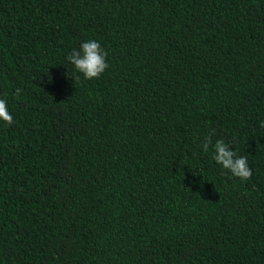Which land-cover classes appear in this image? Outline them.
Wrapping results in <instances>:
<instances>
[{
	"label": "trees",
	"instance_id": "obj_1",
	"mask_svg": "<svg viewBox=\"0 0 264 264\" xmlns=\"http://www.w3.org/2000/svg\"><path fill=\"white\" fill-rule=\"evenodd\" d=\"M0 98V264H264V0H0Z\"/></svg>",
	"mask_w": 264,
	"mask_h": 264
},
{
	"label": "clouds",
	"instance_id": "obj_2",
	"mask_svg": "<svg viewBox=\"0 0 264 264\" xmlns=\"http://www.w3.org/2000/svg\"><path fill=\"white\" fill-rule=\"evenodd\" d=\"M106 57L107 52L96 40H88L83 42L79 49H73L67 59L79 73L83 74L85 79L91 80L99 78L108 68ZM20 92L21 89L17 88L16 94L19 95ZM0 121L6 125L13 123V116L8 110L7 101L2 98H0ZM261 126L264 127V123ZM210 145L214 149L213 159L216 163L241 180L251 179L252 171L246 157H238L222 139L212 144L211 134L205 137L202 144L203 150L208 152Z\"/></svg>",
	"mask_w": 264,
	"mask_h": 264
}]
</instances>
